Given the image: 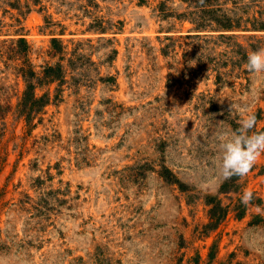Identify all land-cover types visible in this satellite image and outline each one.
<instances>
[{"label":"rangeland","instance_id":"374dc122","mask_svg":"<svg viewBox=\"0 0 264 264\" xmlns=\"http://www.w3.org/2000/svg\"><path fill=\"white\" fill-rule=\"evenodd\" d=\"M211 3L0 0V264H264V154L218 168L241 109L264 131V0Z\"/></svg>","mask_w":264,"mask_h":264},{"label":"clouds","instance_id":"9594fccd","mask_svg":"<svg viewBox=\"0 0 264 264\" xmlns=\"http://www.w3.org/2000/svg\"><path fill=\"white\" fill-rule=\"evenodd\" d=\"M250 74L264 72V48L248 53L244 65ZM235 106L230 104L229 115ZM241 118L237 121L239 127L230 134H220L219 150L220 157L218 168L225 179L233 176L245 177L253 168L257 160L264 154V131H253L257 124L254 113L241 109ZM253 198L249 190H245L241 196V203L247 206Z\"/></svg>","mask_w":264,"mask_h":264},{"label":"trees","instance_id":"16d2710c","mask_svg":"<svg viewBox=\"0 0 264 264\" xmlns=\"http://www.w3.org/2000/svg\"><path fill=\"white\" fill-rule=\"evenodd\" d=\"M187 1H190V0H187ZM198 1H199V5H196V7L200 8L203 15L208 14V12H210V11H206V9L208 6L213 5V3H211V0H198ZM192 3H193V1H192ZM161 10L165 11L164 8H162ZM202 27L203 26H201L199 24L198 28H202ZM220 27L225 29V30H234L236 28H241V22L235 23L234 20L228 19L227 22L221 23ZM257 27L261 30H264V22H262ZM54 41H56V40H54ZM25 49H27V47ZM23 71H24V73H25V75L29 81V85H28L27 90L25 91V97H24L23 102L21 103L20 112H21L22 116L26 117L28 123L31 124L35 118V115L40 113L49 104L50 100H49V98L47 99L46 96H43L41 98H38L36 96L35 85L31 82L32 78L34 77L33 70L30 68H27V69H24ZM45 78L49 84L63 79L64 78L63 68L61 66H57V67L49 66L45 70ZM218 207L220 210L223 211V214H221V216H219V217L212 215L211 219H212V221H215L214 225H219V223H221L222 219L226 216V214H224L223 208H221L220 206H218Z\"/></svg>","mask_w":264,"mask_h":264}]
</instances>
